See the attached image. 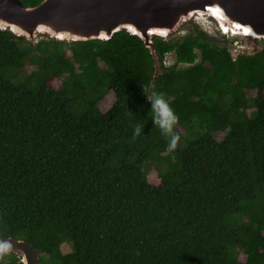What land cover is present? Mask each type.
<instances>
[{
	"label": "trees",
	"instance_id": "16d2710c",
	"mask_svg": "<svg viewBox=\"0 0 264 264\" xmlns=\"http://www.w3.org/2000/svg\"><path fill=\"white\" fill-rule=\"evenodd\" d=\"M197 23L154 35L155 56L125 29L67 48L0 28V236L42 264H264V43L233 58ZM22 63L36 66L29 85L3 74ZM153 91L178 117L175 149L150 118ZM0 264L23 263L0 251Z\"/></svg>",
	"mask_w": 264,
	"mask_h": 264
},
{
	"label": "water",
	"instance_id": "95a60500",
	"mask_svg": "<svg viewBox=\"0 0 264 264\" xmlns=\"http://www.w3.org/2000/svg\"><path fill=\"white\" fill-rule=\"evenodd\" d=\"M198 16L212 17L227 37L264 39V0H42L35 6L0 0V28L33 44L39 34L66 42L108 40L125 29L153 56L154 35L172 38ZM0 251L23 264H42L37 248L23 239L0 236Z\"/></svg>",
	"mask_w": 264,
	"mask_h": 264
},
{
	"label": "rangeland",
	"instance_id": "374dc122",
	"mask_svg": "<svg viewBox=\"0 0 264 264\" xmlns=\"http://www.w3.org/2000/svg\"><path fill=\"white\" fill-rule=\"evenodd\" d=\"M198 25L200 28L211 32L213 35H215L218 39H222L223 35L220 31H218V28L216 26V22L214 23L212 19H208V16H198L197 18ZM215 21V20H214ZM189 30L183 26L178 32L174 34L173 37L180 38L187 34ZM41 37V38H40ZM172 37V38H173ZM227 37V36H226ZM46 39L45 35H38L36 39V43L40 41L41 39ZM228 42L226 45H228L229 49L233 52V54L237 53V51H246L247 53H252L257 49H260V47L263 45V39L261 38H253V37H248V36H235V37H227ZM67 44V45H66ZM65 44V46L68 48V42ZM237 44H239L237 46ZM68 51V49H67ZM174 59L173 53H169L166 55V62L167 64H170ZM36 66L29 65L26 63L25 65L22 63L20 66H8L4 69V76L8 77L11 79L15 84L22 85V84H28L29 80V73H31L33 70H35ZM34 84L33 81H30ZM54 86L58 87L61 84L60 80H54L53 81ZM29 85V84H28ZM246 95L248 97H253L256 95V90L253 89H246L245 90ZM114 101V93L112 91H109L107 94L104 95V97L100 100L99 102V107L101 108L102 111L108 110L112 103ZM253 109H249V112L252 111ZM216 138L218 140H222L225 136V133L219 132L215 134ZM147 172H148V180L151 183H159L160 178L159 175L157 174V171L153 164H149L147 167ZM61 250L64 253H67L71 250L70 246L67 243H64L61 245ZM240 259H244L245 255L240 254L239 255Z\"/></svg>",
	"mask_w": 264,
	"mask_h": 264
},
{
	"label": "clouds",
	"instance_id": "9594fccd",
	"mask_svg": "<svg viewBox=\"0 0 264 264\" xmlns=\"http://www.w3.org/2000/svg\"><path fill=\"white\" fill-rule=\"evenodd\" d=\"M146 99L150 102V118L153 124L159 129L161 135L167 138V147L170 150L175 149L179 136L174 131V125L178 117L170 106L168 98L162 92L153 91L150 96L146 95Z\"/></svg>",
	"mask_w": 264,
	"mask_h": 264
},
{
	"label": "built area",
	"instance_id": "2783aa9c",
	"mask_svg": "<svg viewBox=\"0 0 264 264\" xmlns=\"http://www.w3.org/2000/svg\"><path fill=\"white\" fill-rule=\"evenodd\" d=\"M239 44H237L238 46ZM241 52H244L243 50L242 51H237V53L233 54V52L231 51V54L233 56V58H235L237 56V54L241 53Z\"/></svg>",
	"mask_w": 264,
	"mask_h": 264
},
{
	"label": "bare ground",
	"instance_id": "6f19581e",
	"mask_svg": "<svg viewBox=\"0 0 264 264\" xmlns=\"http://www.w3.org/2000/svg\"><path fill=\"white\" fill-rule=\"evenodd\" d=\"M211 33V32H210ZM244 36H248V35H244ZM234 37V36H233ZM249 37V36H248Z\"/></svg>",
	"mask_w": 264,
	"mask_h": 264
}]
</instances>
